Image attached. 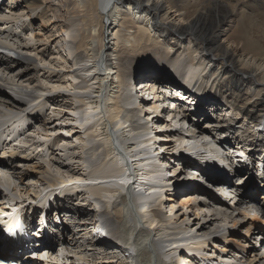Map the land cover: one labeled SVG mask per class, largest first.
Here are the masks:
<instances>
[{"label":"bare ground","instance_id":"obj_1","mask_svg":"<svg viewBox=\"0 0 264 264\" xmlns=\"http://www.w3.org/2000/svg\"><path fill=\"white\" fill-rule=\"evenodd\" d=\"M254 5L264 0H0V236L24 238L32 215L42 238L60 227L40 264H264V193L217 177L264 164V132L247 140L264 108L223 106L224 90L245 88L264 107ZM212 138L236 139L228 161ZM75 218L82 235L69 239ZM96 233L111 249L98 252ZM4 245L26 253L6 238V258Z\"/></svg>","mask_w":264,"mask_h":264},{"label":"rangeland","instance_id":"obj_2","mask_svg":"<svg viewBox=\"0 0 264 264\" xmlns=\"http://www.w3.org/2000/svg\"><path fill=\"white\" fill-rule=\"evenodd\" d=\"M57 1V0H56ZM235 0H230V2H234ZM6 2V1H5ZM7 5H8V3H7ZM2 7H4V5L2 6ZM260 6H258V7H255V5H254V7H252L253 9L251 10L249 7H244V9H246V11L247 12H249V14L252 12L253 14H255V16H257L258 18L259 17H262V14L264 15V7H262V8H259ZM257 8V9H256ZM242 9H243V7L242 8H240L239 9V12H242ZM251 13V14H252ZM57 15H59L58 13H56ZM56 16V15H55ZM51 18V17H50ZM37 23V22H36ZM36 23H35V25H34V29L32 30V32H35L36 33V31H39V29L37 30V28H38V26L36 25ZM38 23H39V21H38ZM30 31L28 28L25 30V31ZM58 38V37H57ZM55 41H56V39H55ZM6 53H8L7 51H6ZM48 55V54H47ZM4 59V57L3 56H0V61L1 60H3ZM23 65H24V67H27V63L26 62H23ZM14 70H16V69H18L17 68V66H15L14 68H13ZM10 72H11V70H10ZM31 72V71H30ZM29 72V73H30ZM12 74H14V73H11L10 75H12ZM186 76V75H185ZM25 79H27V78H25ZM141 81L142 80H140V79H138V80H136V82H135V86H136V89H138V88H140V86L142 85L141 84ZM196 81V79L193 81V83ZM178 84L180 85V86H183L182 84H181V82H178ZM177 84V85H178ZM138 86V87H137ZM184 87V86H183ZM182 87V88H183ZM238 86L236 85V84H234L232 87H230V88H233V89H235V90H238V88H237ZM241 87H243V84L241 85ZM229 88V87H228ZM247 90L244 88L243 90H242V95L240 94V92L239 91H234V90H232V89H229V90H224V92H225V94H228V92L230 93H232L233 94V97H230V98H228V100L230 101L229 102V104L228 105H225V103L223 104V106L225 107V108H228L229 109V107H230V105H231V103H236V104H243L244 102H248V104L250 105V108L251 109H255V110H258L261 114H263V110L261 109V108H264V107H257V106H255V104L253 103V102H251V100L252 101H254L255 100V98H254V96H253V94H250L249 92H246ZM174 95V97L175 98H177V99H180V100H183L180 96H178V97H176V94H173ZM213 106V105H212ZM211 106V107H212ZM48 109L49 108H47V111H48ZM261 111H260V110ZM201 112V111H200ZM219 113H221V111L219 110ZM201 114V113H200ZM199 114V115H200ZM215 115V114H214ZM228 115H230V114H228ZM264 115V114H263ZM217 117H215V118H212L210 121H214V122H218V123H220L219 122V120L218 119H216ZM166 119L169 121L170 119L167 117V115H166ZM201 119H203V117H201ZM205 120V119H204ZM201 121H203V120H201ZM206 122V121H205ZM244 122V121H243ZM243 122H242V120H240V124L239 125H241V124H243ZM202 123V127H203V125H205V123L203 124V122H201ZM250 124V123H249ZM220 125H221V123H220ZM238 125H236V128H235V130H231L230 128V131L229 132H227V129H228V126H225V128L224 129H226V132L227 133H225V135L227 134L228 136L229 135H232L231 133H234L235 134V131L236 130H239L238 128H239V126L237 127ZM253 126H255V127H253ZM258 125L256 124V123H252V125H251V127L248 129V131H249V134L247 135V140H250V141H255L256 139H251L250 138V134L252 133V131L253 130H255L254 132H257V131H259V132H264V130H263V127H264V123L258 128L257 127ZM204 128V127H203ZM156 130V129H155ZM242 131V130H241ZM178 132H181V130L180 131H178ZM158 133H160V132H158ZM233 134V135H234ZM240 134H242V133H240ZM259 134V133H258ZM255 135L254 137H257V138H259V137H261V136H259V135ZM224 135V136H225ZM236 135V134H235ZM223 136V137H224ZM262 139V138H261ZM259 140V142H257V143H260L261 144V142H262V140ZM228 140H229V138H228ZM234 141H235V143H236V139H234ZM237 144V143H236ZM219 145V144H218ZM234 148L232 147L230 150H233ZM258 149V148H257ZM57 149L56 148H54V152L56 151ZM230 150H228V151H230ZM227 151V152H228ZM226 152V151H225ZM231 152V151H230ZM255 154V152L252 154V156L251 157H253V155ZM195 155H197V154H195ZM234 158V157H233ZM192 164H196V163H191V165ZM228 165H230L229 163H228ZM243 175V174H242ZM12 176V175H11ZM244 176V175H243ZM242 176V177H243ZM180 177L182 178V179H185L182 175H180ZM13 179V180H12ZM14 180H15V182H14ZM10 181L12 182V184H15V185H19L20 184V181L17 179V178H15V177H11L10 178ZM26 183H28V181L26 180L25 181ZM41 194V192L40 193H34L31 197L32 198H34V197H38L39 195ZM168 194H169V192H168ZM74 195L73 194H68V196H67V194H66V197L69 199V198H71L70 199V201L72 202L74 199L76 200V198H74L73 197ZM27 197H28V195H27ZM73 197V198H72ZM55 200H57L56 198H55ZM64 202L63 200H62V198H60V200H59V204L62 206V203ZM55 203H56V205L58 206V204H57V201H55ZM31 207H32V204L30 205ZM86 207H88L89 208V205L87 204L86 205ZM62 209V208H61ZM59 210V212L58 211H56V212H53V215L55 216L56 215V213L58 212V214L60 213L61 215V218H62V214L64 213L63 211V209L62 210ZM37 210V209H36ZM66 210V209H65ZM70 210V209H69ZM68 210V211H69ZM37 213L38 214H40L41 213V210L39 209V210H37ZM65 214V213H64ZM52 220H53V218H52ZM56 220L57 219H55L52 223L53 224H55L56 223ZM61 220V219H60ZM72 219H70V221H71ZM51 221V220H50ZM68 225L66 226V227H68L67 229H65V231L67 232V238H69L70 239V236H71V234L69 233L71 230H73L72 231V233L74 232V234L76 233V235H77V237L79 236H81L82 235V233H81V229H82V227H80V220L78 221V219L77 218H75L74 220H72V222L71 223H67ZM55 226H56V224H55ZM75 228H74V227ZM60 228V227H59ZM81 230V231H80ZM81 234V235H80ZM94 236H95V238H97V239H100V240H102V245H98L96 248H97V250H98V252L99 253H104V251L105 250H107V249H111V244H109V245H107V243L106 242H104V241H106V239L104 240L102 237H100V235L98 234V233H96V234H94ZM83 242H84V240H82ZM101 243V242H100ZM255 245H257V244H255ZM70 247V250H72L73 251V246L72 245H69ZM101 246H103V247H101ZM73 247V248H72ZM90 247L91 246H87L86 248H87V250L88 249H90ZM108 247V248H107ZM97 252V253H98ZM88 253L89 254H91L90 253V251L88 250ZM89 257H91L92 258V256H89Z\"/></svg>","mask_w":264,"mask_h":264},{"label":"built area","instance_id":"obj_3","mask_svg":"<svg viewBox=\"0 0 264 264\" xmlns=\"http://www.w3.org/2000/svg\"><path fill=\"white\" fill-rule=\"evenodd\" d=\"M154 87H155V85H154ZM142 95H144V96L147 97V96L150 95V93H148V92H147V93H144V92H143ZM195 109H197L196 106L194 107V110H195ZM170 122H171V121H170ZM171 123H173V122H171ZM190 123H191V122H190ZM217 127L220 128V126H217ZM225 140H226V141H225ZM229 140H230V141H228V138H223L222 141L229 142V143L231 144V146H232V144H234L235 147L237 146V144H235V141H233L231 138H230ZM212 142H213V143L215 142V139H214V138H212ZM225 142H224V144H226ZM226 145H228V144H226ZM216 147H217V145H216ZM232 147H233V146H232ZM232 147L229 146L228 148L231 149ZM235 147H233V148H235ZM218 148L220 149V151L225 152L224 149H222L221 147H218ZM221 155L223 156L222 153H221ZM223 158H224L226 161H228V158H225L224 156H223ZM240 175H241V174H240ZM240 175H239V176H240ZM207 183H208V182H207Z\"/></svg>","mask_w":264,"mask_h":264}]
</instances>
